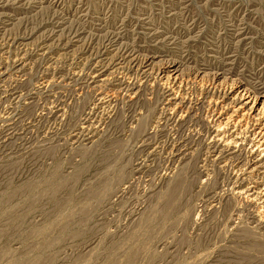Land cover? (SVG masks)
<instances>
[{
    "label": "rangeland",
    "instance_id": "374dc122",
    "mask_svg": "<svg viewBox=\"0 0 264 264\" xmlns=\"http://www.w3.org/2000/svg\"><path fill=\"white\" fill-rule=\"evenodd\" d=\"M0 12V264H264V201L211 157L208 114L231 84L264 96V0Z\"/></svg>",
    "mask_w": 264,
    "mask_h": 264
},
{
    "label": "bare ground",
    "instance_id": "6f19581e",
    "mask_svg": "<svg viewBox=\"0 0 264 264\" xmlns=\"http://www.w3.org/2000/svg\"><path fill=\"white\" fill-rule=\"evenodd\" d=\"M4 5H5V3H4ZM151 59L152 58H149L148 61L149 60L151 61ZM132 60L134 61L135 59L132 57ZM161 68L162 69H166V70L169 69L170 72H169V74H167L168 77H169L168 79H170V77L171 78H174V80H177L178 78H181V74H178V71H180L179 66H177L175 63H173V65H171V62L168 63V64H166V65L164 64L163 66H161ZM145 69H147V68H145ZM214 76L217 77V76H220V74L216 72L215 74H213V77ZM201 78H203V76ZM211 82H213V81H211ZM231 85H229L230 87L225 91V93H224L225 95L223 96V99H225V96L229 97V98H227L229 100V102L228 103L225 102L224 104H221V105H220V102L218 103L219 105L215 103V106H213V110H211L212 112L211 113L210 112L208 113V114H210V118H209L210 120L209 121H210V123H212L211 124L212 125L211 126V128H212L211 134H213L212 135V138H213L212 141L214 140L212 142L213 144H211V146L209 147V149H212V151H211L212 152L211 157L213 156L214 161L221 160V162H223V157L226 155L224 158L227 161H232L234 159L233 163L235 162V158L236 157L238 159H241L242 158V161H243V165H244L245 170H243L244 168L242 169V167H239L238 165H234V168H237L236 166H238L236 172L235 171H234L235 173L233 172L235 174L234 175V178H237L236 180H238V179L240 180L241 179L240 175H242L243 172H244V174L245 173H249V174H248L247 178L245 177L246 179L242 177L243 179H241L240 183H241V185L243 187L239 190V193L242 194V195H244L249 201H255L256 202L257 200H260V199L264 201V96L263 95H256V94L251 93L248 89L243 88L242 85H239V83H236V84H234L232 86ZM210 87L212 89H215V90L216 89L218 90V89H221L222 88L220 83L219 84H216L214 82H213L212 86H210ZM210 87H209V89H210ZM235 88H237L238 92H235L236 91ZM210 90H208V92ZM176 98H177V96L175 97V99ZM182 103H183V99H181V104ZM96 107H98V106H96ZM179 107L181 108V106L178 105V109H179ZM222 108H224V109L222 110ZM187 109H189V108H187ZM180 110H182V109H180ZM229 110H231L230 113H229ZM182 112L179 113L180 114L179 117H181L180 118L181 120H180V123L179 124L181 126L186 122V120H185L186 118L183 117V113ZM184 112H185V114L187 113V111H185V110H184ZM187 115H189V114H187ZM171 116H173V115H171ZM176 116H178V114ZM177 120H179V119H177ZM170 121H172V120L170 119ZM173 125H175V124H173ZM87 132H88V130H87ZM145 133H144V135H146ZM184 139H183V137L181 138V135H180V137L178 138V140L176 142H179V144H178L179 146L181 145L177 149L179 151L180 155L182 154L186 158V156L190 154V152H189L190 147L188 146V144H189V138H188L187 141H184L183 144H181V142ZM190 140H192V139H190ZM176 142H175V144H176ZM246 144H248L247 147H245ZM174 146H176V145H172L171 147L172 148H175ZM181 147H183V148H181ZM237 147H240L241 148L240 150L238 149L239 150V153H237L238 151L235 150V148H237ZM175 154H177V153H175ZM227 161L225 163H227ZM237 163L240 164V161L239 162L237 161ZM223 165H224V163H223ZM230 166H232V165L230 164ZM244 179L247 180V181H245V183L242 182ZM173 189L175 191H177L179 189V186H174Z\"/></svg>",
    "mask_w": 264,
    "mask_h": 264
}]
</instances>
